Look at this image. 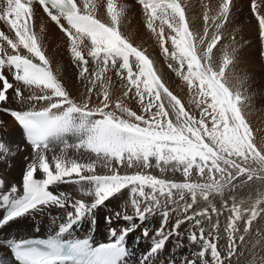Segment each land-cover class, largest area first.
I'll return each mask as SVG.
<instances>
[{"label":"snow or ice","instance_id":"1","mask_svg":"<svg viewBox=\"0 0 264 264\" xmlns=\"http://www.w3.org/2000/svg\"><path fill=\"white\" fill-rule=\"evenodd\" d=\"M139 2L143 5L147 15L149 29L155 32L154 24L157 20L160 21L159 41L165 54L168 53V48L164 47L163 25L166 24L174 33L168 38L173 47L171 57L179 64V68L174 71L187 81L189 87L199 86L197 105H206L201 111L199 121L185 110L180 99L173 95L161 81L153 67V62L145 52L134 47L121 34L119 30L120 13L116 11L112 0H109L107 9L111 23H104L95 18L89 10L91 5L87 3L83 12L77 7L75 0H39V3L44 12L71 41V53L82 67L81 75L83 76L88 71L86 67L88 61L80 50V45L87 40L90 41L88 56L96 61L98 66H103L100 72L95 73L96 79H100L101 72L107 70L109 65L116 68L119 62L117 75L124 77V72H126L128 90L135 89V97L138 98L143 112L147 113V118L144 115H137L120 102L115 104V109L126 113L128 119L121 118L115 110L106 111L105 109H109L107 90L104 91L103 107L90 108L87 100L77 103L71 98L69 92L53 73L49 60L42 51L35 34L31 32L28 23L31 18V9L22 4L21 0H7L6 11L0 19L7 18L11 28L15 30L17 41L14 42L2 32H0V38L7 41L13 51L22 46L39 63L34 62V59L29 58L28 55H21L17 52L14 55L6 54V58H0V69L7 65L14 70L16 81L22 82L26 88L35 87L42 93L25 97L17 88L15 95L18 100L21 102L46 101L47 106L36 110L33 105L27 111L6 109L25 129L35 155L32 162L26 165L21 203L16 211L5 218V223L31 210H42V206L65 208L67 197L63 193L57 195L49 190L50 186L67 182L65 177H72L75 174L79 181H87L94 186L93 191L89 193L94 195V202L91 204L82 201L73 203L71 207L74 211H67L66 222L59 224L58 231L53 234L52 239H47L42 247H30L14 253L19 264H67V262L71 264H120L122 259L129 255L125 241L128 233L134 231L136 227L134 224L128 228H122L119 232L111 228L110 242L101 243L95 247L90 242V238L63 239V237L86 216L90 217L94 224L95 218L91 216V213L129 185L132 186L133 194L138 193L140 197L150 201L143 209H141L139 200L131 201L135 208V215L141 222L161 207L156 193L161 196L167 194L170 202L176 204L171 200L173 189L181 193L191 192L193 201H195L197 188L202 193L207 191L206 185L166 183L153 175L139 172L122 175L113 170L110 175H82V171L85 170L93 172L94 165H82L76 162H71L69 165L59 158L55 161L53 171L44 152L51 150L50 145L56 143L63 144L65 148L70 147L63 134L73 130L77 125L80 126L82 134L78 137L79 142L71 147L86 148L98 157L108 161L115 160L128 168L133 166L148 168L150 158H155L158 165L160 162L166 165L175 162L177 166H183L184 174L188 175L193 167L203 172V166H206L209 161L212 165L218 166L219 161L224 159L221 153L226 152L229 155L235 153L244 156L247 144L246 138L241 135V128L245 125L232 94L221 82L223 68L219 73L216 72L210 64L205 66L196 54L194 38L181 3L178 0H139ZM13 13L15 18H11ZM61 18L67 21L68 27L61 23ZM261 37L264 38V22H262ZM221 38H216L210 50L217 46ZM0 51L3 49L0 48ZM133 65H135V71ZM185 65L186 74L183 72ZM169 67L171 68L172 65L170 64ZM0 81H3V89H0V102H4L7 101V91L13 88V84L8 82L2 72H0ZM124 95L127 96L128 92ZM169 109L174 120L169 118ZM207 118H210V127L206 122ZM50 137L53 139L50 140ZM2 144L4 143L0 142V145ZM37 161L43 178L36 177ZM198 161L202 163H197ZM225 162L230 163L227 160ZM146 187L151 189V194L145 192ZM16 190L14 185L12 191ZM189 208L191 205L186 204L183 211L186 212ZM213 211L216 210L213 209ZM231 211L233 215L229 218L225 229L229 236L230 248L234 244V233L238 231L237 221L241 219L238 209L233 208ZM168 215V211L165 210L163 212L165 222ZM194 215L205 216L207 213L205 210ZM256 216L257 212L253 211L246 221L245 231L251 226ZM191 218L186 217V219ZM123 219L132 221L133 216L124 215ZM105 222L111 223V217H105ZM196 223L199 224L200 221L197 220ZM178 226L179 222L174 227L178 228ZM217 226L213 225L214 228ZM203 231L201 229V239H204ZM169 234L173 235L174 232H169ZM143 235L148 236L147 228L144 229ZM157 235L160 237V242L150 249L153 253L157 252L166 241L163 225ZM139 239L137 237V242ZM196 239L193 234L191 240ZM208 249L211 250L213 264H222L216 243L206 239H204V247L198 257L203 260ZM4 264L8 262L5 261ZM170 264H174V261ZM185 264H196V261H185Z\"/></svg>","mask_w":264,"mask_h":264},{"label":"bare ground","instance_id":"2","mask_svg":"<svg viewBox=\"0 0 264 264\" xmlns=\"http://www.w3.org/2000/svg\"><path fill=\"white\" fill-rule=\"evenodd\" d=\"M77 2L79 5V0H77ZM262 2L264 4V0ZM113 4H115V2ZM102 6L103 5L98 7L95 6L93 8L94 12L92 13L95 14V18L101 20V22L111 23V17L107 11L108 8L106 6V8ZM137 6L138 3L135 0H123L121 7L122 11L120 10L121 14L125 15L127 12L129 14V11H132L137 16L136 18L139 17L141 19L145 25V28L140 29L141 27L139 25L137 26L134 22H130V26L126 27L124 25L125 21L119 20V30L121 34L124 35L133 45L135 42H141L137 38L138 31L146 32V42L142 43L143 50L152 55L154 57L152 59L156 63L157 56L154 55L153 50L155 53H158L159 49L161 48L159 41V28L161 26L160 21L157 20L155 22L154 27L156 28V31L153 32L147 27L148 18L145 11H142L140 8L138 9ZM79 7L81 10L83 5H79ZM117 9L119 10L120 8L117 7ZM12 17L15 18L14 13ZM130 18H132V16ZM32 19L34 24L33 34H35L42 51L49 60L53 73L57 76V79L60 81V83L65 87L66 91L69 92L71 98H73L77 103L87 100L90 108L103 107L104 91L107 90L109 94V109H105L106 111L115 110L117 115H120L121 118L128 119L126 113H121L118 109H115V104L120 102L131 111L137 112L136 110L138 109L139 103L137 104L134 101V98H136L134 96L135 89L129 91L127 87V81L124 79V77L117 75L119 62L116 68H112L109 65L107 70L101 72L100 79L97 80L95 73L100 72V69L103 66H98L97 62L88 56L90 41L85 40L84 44L80 45V50L85 59L88 61V64L86 65L88 71L82 76V67L80 66V63L75 61L74 57L72 56V43L69 38L60 33L36 6H34ZM163 27L165 37L164 45L168 48V51L171 55L173 47L171 45L170 39L168 38L173 34V32L166 25H163ZM199 27L200 25L198 24L197 28L194 29V32L192 33L195 49H197L199 53H202L207 49L208 55V52H210L208 49L209 46H206L204 42L203 45L200 46L203 36L201 35ZM5 36L16 42V39L13 37L12 33L11 38L10 35ZM56 38L60 39V43L62 45H58ZM0 48H2L3 52H6L7 54L12 55L18 52L21 55H28L29 58H33L22 46L13 51V49L7 44V41L3 40L2 38H0ZM33 59L34 62L39 63L38 60H35V58ZM94 63L96 65H94ZM135 70L136 69L134 67V71ZM159 71L161 72L160 69ZM164 74L167 81L170 77L168 76L169 73L165 72ZM172 79L170 80L173 81ZM17 88L20 89L21 93L25 97L42 94L39 89L35 87L26 88L22 82L16 81L13 88L9 91L10 104L16 103L17 105H23L24 108H27V106L30 104L32 107L34 105L36 110H40L47 106L46 101L21 102L16 98L15 95V89ZM89 88H91V92H89ZM125 92H128L127 96L124 95ZM32 107L29 108L31 109ZM191 113H194V111L192 110ZM145 118L147 117L145 116ZM254 126H256L255 122ZM0 142L4 143L0 145V171L9 179L14 178L16 175H21L23 172H25L26 165L29 164L31 160H33V156L35 154H30L29 151L24 147L23 143L21 142L20 132L17 129L15 123L3 113H0ZM221 155L224 157V159L219 161L218 166L212 165L209 161L206 166H203V172L201 173L202 182L199 180L200 184H192L207 186V191L204 193H202L200 189L197 188L195 193V201H193L192 198L193 194L188 191L181 193L179 190H172L171 200L175 201L176 204H172L170 202V197L167 194L161 196L159 193H156L158 199L160 200L161 207L151 215H148L147 219L141 222L135 215V208L133 207L131 201L135 199V197L141 199V209H143V207L146 206V204L150 201L140 197L138 193L134 196L131 192L132 186L129 185L128 187L122 189L119 193L114 194L108 201H105L104 205L99 206L92 212L99 218V230L106 231L111 227L115 228L117 231H120L122 228H128L130 225L134 224L136 227L134 231L129 232L130 238L135 244L147 250L153 244H158L160 242V237L157 235V232L163 225L166 241L163 243L162 247L153 254L155 264H170V262L173 261L174 264H185V261L192 260H195L196 264H213L210 249L205 252V257L203 260L198 257L199 252L203 250L204 239L216 243L217 250L220 254V257L222 258V264H264L263 188L252 182L251 183L253 185L250 184V182H248V177L245 176L243 171L231 166V159L228 153H221ZM84 157L90 159L88 155ZM226 160L230 161V163H226ZM150 163L158 165L155 158H150ZM197 163L202 162L198 161ZM165 165L166 164L163 162H160L158 166L164 167ZM167 165H169L170 168L176 170L174 172L175 177H172L177 180L182 177H192L195 175L196 170H200L199 168L193 167L189 176H182L184 171L183 166H177L175 162L169 163ZM112 167L114 168L115 166ZM137 172L147 175L144 168H137L135 166L128 168L126 165L119 163L118 173L122 175H132L136 174ZM102 173L105 175H110L112 174V171L109 170ZM252 179L254 178L251 177V180ZM218 182L220 185H217ZM55 188L63 192L67 197V200L65 201V208L61 211L63 214L67 215V211H74L71 205L76 201H82L86 204H91L94 202V195L89 194L93 191V189H83L82 194L78 196L73 190L74 187L72 185L61 182L56 184ZM145 192L151 194V189L146 187ZM186 204L191 205V208L185 212L183 211V207ZM233 208H236L240 211L241 219L240 221H237L238 231L234 233V244L230 248L229 236L225 229L229 222V218L233 215L231 211ZM213 209L216 211L214 212ZM165 210H167L169 213L166 222L163 216V212ZM205 210L207 213L205 216L194 215ZM253 211L257 212V216L253 220L248 230L245 231L246 221L249 219ZM124 215L133 216V220H124ZM105 217H111V223L107 224L105 222ZM186 217L192 218L186 219ZM197 220L200 221L199 224L196 223ZM178 222L179 226L178 228H175L174 226ZM213 225L218 226L214 228ZM145 228L148 230V236L146 237L143 235ZM201 229L204 230V239H201ZM169 232H174V234H169ZM193 234L197 238L195 241L191 240V236ZM137 237L140 238L139 242H137ZM229 253H231V255H229ZM4 260L5 256L2 252H0V262H4Z\"/></svg>","mask_w":264,"mask_h":264},{"label":"rangeland","instance_id":"3","mask_svg":"<svg viewBox=\"0 0 264 264\" xmlns=\"http://www.w3.org/2000/svg\"><path fill=\"white\" fill-rule=\"evenodd\" d=\"M262 1L263 0H178L184 8L186 20L191 33L194 32V29H196L199 24V29L201 31V35L203 36L200 46L203 45V42L206 46H209L208 49L210 52H208V55L207 49L202 53H199L197 49H195L196 54L198 53L197 55L200 57L205 66L210 64L216 72L219 73L223 68L221 82L232 94V98L236 103L245 125V127L241 128V135L246 138L245 142L247 144L244 156H239L235 153L231 154L230 165L240 171H243L245 176L249 179L248 182H250V184L254 183L261 186L264 192V38L261 37L262 22H264V4ZM114 2L115 4L113 5H117L116 9L117 7L120 8L119 10L117 9L118 11L116 10L117 12H120L121 15L119 20L125 21L124 25L126 27L130 26V22H134L137 26L139 25L141 27L140 29L145 28L141 19L139 17L136 18L137 16L132 11H129V14L128 12L125 13V15L121 14L123 0H112V3ZM79 3V5H83L81 8L82 12L84 11L86 3L92 7L89 10L91 11L92 9L91 12H94L93 8L95 6L98 7L103 5L102 7L108 8L109 0H79ZM137 7L138 9L140 8L142 11H145L142 5H138ZM131 16L132 18H130ZM1 24H4L3 20H0V25ZM2 29L4 30L3 34L10 35L11 38L10 30L6 27H2ZM172 35H174V33ZM217 37L222 38L219 40L217 46L215 48H211L210 50L211 45L216 41L215 38ZM137 38L141 42H135L133 46L144 51L150 58L152 55L143 50L142 44L143 42H146L147 33L144 31H138ZM56 39V41H58V45H60V39ZM160 49L158 53H155L153 50L154 55L157 56L156 63L152 59L154 58L153 56L150 58L153 62L154 69L156 68L155 70L157 75L160 76L161 81L165 84L169 91L180 99L181 103L185 107V110L188 111L194 119L199 121L201 118V111L206 106L203 104L199 106L197 105V101L199 99V86L189 87L187 81L184 80L182 76L177 75L176 71H174V69L179 68L178 62L172 59L169 51L168 54H165L163 49ZM170 64L172 65L171 68L169 67ZM94 65L96 64L94 63ZM186 68L187 67L185 65L183 69L184 74L187 73ZM165 72H168V76L173 79L169 77L166 81ZM124 79L126 80V72ZM134 101L137 104L139 103L137 97L134 98ZM27 107H32V105L29 104ZM192 110L194 113H191ZM136 111L137 115H144L147 117V113L143 112L139 104ZM153 111H155V109H153ZM169 118L174 120V116L170 109ZM229 118H231V114H229ZM206 122L210 127V118H207ZM254 122L256 123V126H254ZM77 150L78 151L73 154H71V152L67 154V150H65L60 153V155L52 156L51 169L53 171L55 170V161L60 156L59 159L69 165L71 162H76L82 165H94L93 172L85 170L82 171V175H105L102 172L109 171L108 168L111 171L115 170L118 172V163L116 164V162H112V160L108 161L94 157L93 159L90 156V150H85V148L84 150H82V148ZM86 155H88L90 159L85 158L84 156ZM153 165H150L148 168H144L147 175H153L166 183L200 184L199 180L202 182L200 170H196L195 175L192 177H182L179 179L181 181H179L172 177H175L174 172L176 170L167 172L170 169L169 165H165L163 170L159 168L157 169ZM112 166L115 167L113 168ZM191 172L192 171H190V173ZM183 175H185L184 171L182 173V176ZM72 177L78 178L75 174H73ZM251 177L254 179L251 180ZM217 185H220V183L218 182ZM81 186H87V184H83ZM81 188L82 194L83 189H87V187ZM81 194L76 195L79 196Z\"/></svg>","mask_w":264,"mask_h":264}]
</instances>
